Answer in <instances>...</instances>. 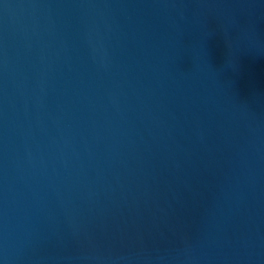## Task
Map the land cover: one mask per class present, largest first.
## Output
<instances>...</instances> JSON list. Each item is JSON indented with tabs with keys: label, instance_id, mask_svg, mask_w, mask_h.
I'll list each match as a JSON object with an SVG mask.
<instances>
[{
	"label": "water",
	"instance_id": "95a60500",
	"mask_svg": "<svg viewBox=\"0 0 264 264\" xmlns=\"http://www.w3.org/2000/svg\"><path fill=\"white\" fill-rule=\"evenodd\" d=\"M0 264H264V0H0Z\"/></svg>",
	"mask_w": 264,
	"mask_h": 264
}]
</instances>
